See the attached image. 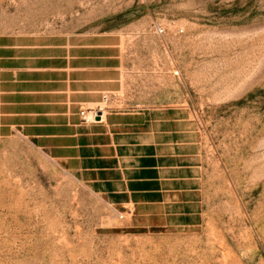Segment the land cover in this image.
Returning a JSON list of instances; mask_svg holds the SVG:
<instances>
[{"label":"rangeland","instance_id":"rangeland-1","mask_svg":"<svg viewBox=\"0 0 264 264\" xmlns=\"http://www.w3.org/2000/svg\"><path fill=\"white\" fill-rule=\"evenodd\" d=\"M2 64L63 77L65 131L0 124V264H264V0H0ZM157 108L197 134L187 227L149 228L70 171L80 117Z\"/></svg>","mask_w":264,"mask_h":264},{"label":"crops","instance_id":"crops-1","mask_svg":"<svg viewBox=\"0 0 264 264\" xmlns=\"http://www.w3.org/2000/svg\"><path fill=\"white\" fill-rule=\"evenodd\" d=\"M64 87L58 74L18 72L2 64L1 123L9 132L63 141ZM103 114L99 121L80 117L75 123L72 174L112 205L132 209L149 228L192 224L198 208L199 146L185 112L157 108Z\"/></svg>","mask_w":264,"mask_h":264},{"label":"built area","instance_id":"built-area-1","mask_svg":"<svg viewBox=\"0 0 264 264\" xmlns=\"http://www.w3.org/2000/svg\"><path fill=\"white\" fill-rule=\"evenodd\" d=\"M158 32H159V33H162V30L159 29ZM92 113H93V119H95L98 113H97V111H94V112H92ZM80 115L83 117V116H84V112H81ZM0 124H1V114H0Z\"/></svg>","mask_w":264,"mask_h":264},{"label":"bare ground","instance_id":"bare-ground-1","mask_svg":"<svg viewBox=\"0 0 264 264\" xmlns=\"http://www.w3.org/2000/svg\"><path fill=\"white\" fill-rule=\"evenodd\" d=\"M100 113V119H104V114L102 115V111H99ZM93 117V116H92ZM102 117V118H101Z\"/></svg>","mask_w":264,"mask_h":264},{"label":"water","instance_id":"water-1","mask_svg":"<svg viewBox=\"0 0 264 264\" xmlns=\"http://www.w3.org/2000/svg\"><path fill=\"white\" fill-rule=\"evenodd\" d=\"M96 121H99L100 120V114H98L95 118Z\"/></svg>","mask_w":264,"mask_h":264}]
</instances>
